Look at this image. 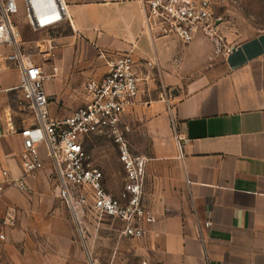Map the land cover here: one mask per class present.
<instances>
[{
  "label": "crops",
  "instance_id": "obj_1",
  "mask_svg": "<svg viewBox=\"0 0 264 264\" xmlns=\"http://www.w3.org/2000/svg\"><path fill=\"white\" fill-rule=\"evenodd\" d=\"M241 1L247 9V0ZM67 2L69 20L26 41L27 52L38 56L47 74L57 69L45 84L54 119L84 106L86 85L109 71L102 53L133 52L144 64L157 65L145 64L142 93L123 116L131 147L140 149L137 154L131 149L133 155L148 160V234L123 238L141 264H264V24L257 16L241 17V33L252 32L227 47L224 73L211 79L200 66L205 36L199 33L188 46L159 39L146 27L141 0ZM138 133L143 141H136ZM14 135L11 145L23 146L21 135ZM88 152L105 188L118 198L127 177L119 155ZM11 196H1L0 204L15 208ZM5 255L0 239V263Z\"/></svg>",
  "mask_w": 264,
  "mask_h": 264
},
{
  "label": "built area",
  "instance_id": "obj_2",
  "mask_svg": "<svg viewBox=\"0 0 264 264\" xmlns=\"http://www.w3.org/2000/svg\"><path fill=\"white\" fill-rule=\"evenodd\" d=\"M222 2L232 0H221ZM146 27L161 38H175L191 45L197 35L214 37L216 25L214 3L211 0H141ZM67 0H0V48L7 50L6 61L19 73L22 93L21 106L32 115L31 124L20 135L23 150L20 161L23 174L14 178L10 169L0 167V193L10 189L29 192L28 177L53 162L57 178L56 196L67 208L81 244L89 251V236L93 227L98 234L102 222L111 220L122 224L121 238L142 239L148 234L149 213L144 204L147 178L146 158L134 156L123 126L125 112L136 105L145 82L143 67L154 69V62L145 64L133 52L100 58L107 60L108 73L86 87L85 104L71 115L54 119L45 84L54 78L47 74L36 58L27 52L21 26L40 34L62 26L69 20ZM147 80V78H146ZM177 147L182 152V139L173 121ZM16 133L14 127L11 129ZM95 136H108L116 144L126 172V185L118 198L104 185V175L93 164L87 143ZM3 123L0 114V140ZM44 144L46 156L39 146ZM211 223H206L210 228ZM5 240L4 234L0 235ZM90 264H98L89 257Z\"/></svg>",
  "mask_w": 264,
  "mask_h": 264
},
{
  "label": "rangeland",
  "instance_id": "obj_3",
  "mask_svg": "<svg viewBox=\"0 0 264 264\" xmlns=\"http://www.w3.org/2000/svg\"><path fill=\"white\" fill-rule=\"evenodd\" d=\"M211 1L214 3L217 30L213 38H204L205 59L200 62V66L202 71L209 70L211 79H214L224 73V54L227 47L252 32L249 29L245 30L244 34L241 33L237 25L241 17L248 16V19L256 20L257 16L259 24H264V0H247V9L241 0ZM21 32L25 43L41 38L24 25L21 26ZM6 53L7 50L0 48V114L3 123L0 167L9 168L13 177L18 178L23 174L20 161L23 146L14 147L10 140L16 136L14 134L20 135V132L31 124L32 115L21 106L22 93L16 90L20 84V76L16 68L6 61ZM180 92L179 88V97L182 95ZM146 94L148 95V92ZM159 96L161 94L154 92L153 97ZM9 122L16 133L11 130ZM143 139V135L139 134L136 141ZM89 142L91 146L87 147L88 151L98 149L105 151L108 156L119 155L116 144L110 138H92ZM132 147L137 154L139 147ZM39 151L42 157L46 156L44 144L39 146ZM27 179L29 192L10 189L5 194H0V198L14 194L10 201L15 206L13 208L0 204V229L4 230L6 236V239L2 240L6 245L5 260L0 264H90L89 257L98 264H112L115 259L120 260L121 264H141L142 257L136 255L130 243L121 238L122 224L119 222L103 221V227L98 234L92 227L89 251L85 249L67 208L56 196L57 178L52 161L46 159L44 169Z\"/></svg>",
  "mask_w": 264,
  "mask_h": 264
},
{
  "label": "bare ground",
  "instance_id": "obj_4",
  "mask_svg": "<svg viewBox=\"0 0 264 264\" xmlns=\"http://www.w3.org/2000/svg\"><path fill=\"white\" fill-rule=\"evenodd\" d=\"M9 116V115H8ZM10 123V122H9ZM10 128H11V124H9Z\"/></svg>",
  "mask_w": 264,
  "mask_h": 264
}]
</instances>
